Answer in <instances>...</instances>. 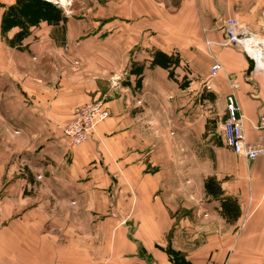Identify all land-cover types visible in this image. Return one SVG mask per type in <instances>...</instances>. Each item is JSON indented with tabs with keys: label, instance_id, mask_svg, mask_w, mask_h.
<instances>
[{
	"label": "crops",
	"instance_id": "0c3cea01",
	"mask_svg": "<svg viewBox=\"0 0 264 264\" xmlns=\"http://www.w3.org/2000/svg\"><path fill=\"white\" fill-rule=\"evenodd\" d=\"M44 1L63 21H41L19 51L2 34L16 0H0V264H176L169 244L189 264H264V157L212 141L191 94L202 86L199 101L225 120L234 93L258 141L264 72L223 27L239 18L264 33V0H180L173 13L161 0ZM156 51L179 56L188 89L151 68ZM95 101L111 117L70 147L64 127ZM209 178L238 204L235 219Z\"/></svg>",
	"mask_w": 264,
	"mask_h": 264
},
{
	"label": "built area",
	"instance_id": "2783aa9c",
	"mask_svg": "<svg viewBox=\"0 0 264 264\" xmlns=\"http://www.w3.org/2000/svg\"><path fill=\"white\" fill-rule=\"evenodd\" d=\"M227 44L240 47L247 55V42L256 38L255 34L248 28L239 27L235 20H228L225 26ZM250 56V55H249ZM251 57V56H250ZM258 68V64H257ZM221 70L219 63L212 68V76H216ZM111 117L109 109L103 102H91L78 107L74 112L73 120L64 127V135L72 148H78L92 139L97 126ZM255 129L259 133L256 142H249L244 130V117L241 108L232 93L227 96L226 119L221 125V132L224 143L237 156L248 161H255L264 157V108L261 110ZM39 182L43 177L39 176ZM207 264H225L209 261Z\"/></svg>",
	"mask_w": 264,
	"mask_h": 264
},
{
	"label": "trees",
	"instance_id": "16d2710c",
	"mask_svg": "<svg viewBox=\"0 0 264 264\" xmlns=\"http://www.w3.org/2000/svg\"><path fill=\"white\" fill-rule=\"evenodd\" d=\"M41 21L47 22L51 26H58L63 21V12L52 3L44 0H16V4L5 12L2 20V34L8 46L23 51L24 41L31 35V28L39 26ZM14 28L19 31L13 36L8 34ZM161 67L170 73V78L177 82L181 89L186 90L190 87L191 82L187 77L182 81L176 78V69L180 67V58L177 55L165 54L156 51L153 54L151 68ZM136 70H133L135 72ZM142 78H138L136 87H141ZM207 194L213 199L221 201L223 217L229 221L235 219L239 214V206L230 198H222L223 191L215 178H209L205 183ZM168 254L176 262L185 261L184 255L172 249H168Z\"/></svg>",
	"mask_w": 264,
	"mask_h": 264
},
{
	"label": "rangeland",
	"instance_id": "374dc122",
	"mask_svg": "<svg viewBox=\"0 0 264 264\" xmlns=\"http://www.w3.org/2000/svg\"><path fill=\"white\" fill-rule=\"evenodd\" d=\"M161 5H162L163 9H165L166 11H169L170 13H173L176 8L180 7V0H161ZM232 20H235L236 24L239 27H244V28H248V29L250 27L249 25H247L246 22L242 21L239 18H232ZM226 23L223 27L224 32H225ZM253 33L255 34V32H253ZM255 35H257L258 37L264 38V33H256ZM235 47H237V46H235ZM254 50H256L257 52H260L262 54L261 58H262V62L264 63V49L262 47H260L259 45H255L253 47V51ZM247 57L250 59L252 65H253V71L255 73L264 72V70H260L259 67L257 68L258 63L254 60V58L252 56L250 57L249 55H247ZM235 86L236 85H233L234 88H235ZM201 89H202V86L194 85L193 90L191 91V94L195 95V97H194L195 98L194 117H195V120L199 119L200 121H203L202 122L203 126L206 123V135L207 136L210 135L211 136L210 139L212 141H214L215 143H219V142L223 141V136H222V132H221V125L224 121V118L220 117L217 108L214 107V108L209 109L203 104V102L199 101V94L201 92ZM95 102H100V101H95ZM203 117H205V118L208 117L206 119L207 121H205V119H203ZM221 118L223 119V121H221ZM200 152L201 151L199 150V153H198L199 155H200ZM167 239H172V233L167 236ZM170 247H171V245L169 244L167 248L169 249ZM176 264H189V263H187L186 261L180 260V261L176 262Z\"/></svg>",
	"mask_w": 264,
	"mask_h": 264
},
{
	"label": "bare ground",
	"instance_id": "6f19581e",
	"mask_svg": "<svg viewBox=\"0 0 264 264\" xmlns=\"http://www.w3.org/2000/svg\"><path fill=\"white\" fill-rule=\"evenodd\" d=\"M252 34H254V33L252 32ZM255 45H259L260 47H262L264 49V38L257 36L256 38H252L251 40H249L247 42V49H248L249 55L252 56L254 58V60L258 63V67L260 69H264V66L261 62L262 61V58H261L262 54L260 52H257L256 50L253 51V47Z\"/></svg>",
	"mask_w": 264,
	"mask_h": 264
}]
</instances>
